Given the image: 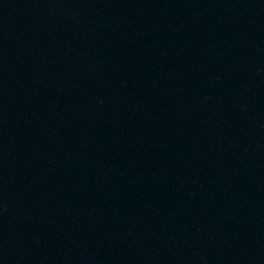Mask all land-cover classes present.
Returning a JSON list of instances; mask_svg holds the SVG:
<instances>
[{
    "label": "water",
    "instance_id": "95a60500",
    "mask_svg": "<svg viewBox=\"0 0 264 264\" xmlns=\"http://www.w3.org/2000/svg\"><path fill=\"white\" fill-rule=\"evenodd\" d=\"M0 264H264V0H0Z\"/></svg>",
    "mask_w": 264,
    "mask_h": 264
}]
</instances>
